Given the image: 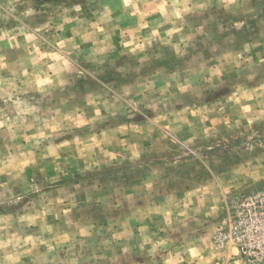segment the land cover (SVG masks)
Masks as SVG:
<instances>
[{
	"label": "rangeland",
	"instance_id": "rangeland-1",
	"mask_svg": "<svg viewBox=\"0 0 264 264\" xmlns=\"http://www.w3.org/2000/svg\"><path fill=\"white\" fill-rule=\"evenodd\" d=\"M0 264H264V0H0Z\"/></svg>",
	"mask_w": 264,
	"mask_h": 264
}]
</instances>
